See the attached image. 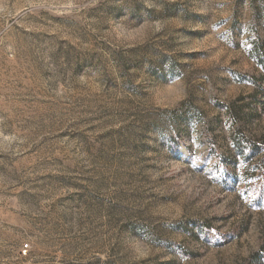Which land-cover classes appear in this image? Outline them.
Returning a JSON list of instances; mask_svg holds the SVG:
<instances>
[{
	"label": "rangeland",
	"instance_id": "rangeland-1",
	"mask_svg": "<svg viewBox=\"0 0 264 264\" xmlns=\"http://www.w3.org/2000/svg\"><path fill=\"white\" fill-rule=\"evenodd\" d=\"M263 155L264 0H0V264H264Z\"/></svg>",
	"mask_w": 264,
	"mask_h": 264
},
{
	"label": "trees",
	"instance_id": "trees-1",
	"mask_svg": "<svg viewBox=\"0 0 264 264\" xmlns=\"http://www.w3.org/2000/svg\"><path fill=\"white\" fill-rule=\"evenodd\" d=\"M239 149L241 150V154L243 155V157L246 159L250 158L253 154H258L259 156L263 154V149H256L254 147H249L245 145L244 141H239ZM261 164L264 165V157ZM257 256L261 257V259L264 260V252H259Z\"/></svg>",
	"mask_w": 264,
	"mask_h": 264
}]
</instances>
